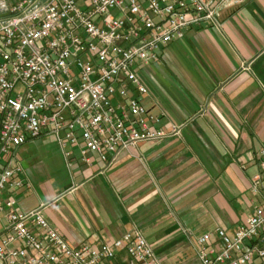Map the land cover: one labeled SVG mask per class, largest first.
Here are the masks:
<instances>
[{
    "label": "crops",
    "instance_id": "obj_1",
    "mask_svg": "<svg viewBox=\"0 0 264 264\" xmlns=\"http://www.w3.org/2000/svg\"><path fill=\"white\" fill-rule=\"evenodd\" d=\"M155 55L136 69L146 93L129 92L158 118L153 128L173 125L177 135L139 142L109 165L90 152L84 163L82 144L65 156L50 136L3 160L21 169L17 208L43 205L69 246L111 244L135 230L160 264H199L197 236L230 235L264 203V180L251 191L264 149V0L220 9L215 25L190 26Z\"/></svg>",
    "mask_w": 264,
    "mask_h": 264
},
{
    "label": "built area",
    "instance_id": "obj_2",
    "mask_svg": "<svg viewBox=\"0 0 264 264\" xmlns=\"http://www.w3.org/2000/svg\"><path fill=\"white\" fill-rule=\"evenodd\" d=\"M245 0H14L0 1V264H160L135 230L111 244L69 246L42 215L20 211L14 192L18 165L4 157L40 136L66 147L82 144L111 164L142 141L178 134L158 122L133 95L146 93L136 69L190 26L215 25L220 9ZM264 180V149L256 152ZM4 194V195H3ZM1 224V222H0ZM196 237L199 264H253L264 259V203L227 234ZM212 240L217 249H213ZM124 254L121 260L118 255Z\"/></svg>",
    "mask_w": 264,
    "mask_h": 264
},
{
    "label": "rangeland",
    "instance_id": "obj_3",
    "mask_svg": "<svg viewBox=\"0 0 264 264\" xmlns=\"http://www.w3.org/2000/svg\"><path fill=\"white\" fill-rule=\"evenodd\" d=\"M14 0H9L10 3H12Z\"/></svg>",
    "mask_w": 264,
    "mask_h": 264
},
{
    "label": "water",
    "instance_id": "obj_4",
    "mask_svg": "<svg viewBox=\"0 0 264 264\" xmlns=\"http://www.w3.org/2000/svg\"><path fill=\"white\" fill-rule=\"evenodd\" d=\"M0 1H7V0H0Z\"/></svg>",
    "mask_w": 264,
    "mask_h": 264
}]
</instances>
